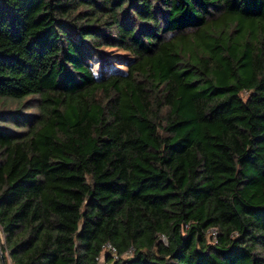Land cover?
Here are the masks:
<instances>
[{
	"label": "trees",
	"instance_id": "obj_1",
	"mask_svg": "<svg viewBox=\"0 0 264 264\" xmlns=\"http://www.w3.org/2000/svg\"><path fill=\"white\" fill-rule=\"evenodd\" d=\"M100 256L264 264V0H0V264Z\"/></svg>",
	"mask_w": 264,
	"mask_h": 264
},
{
	"label": "rangeland",
	"instance_id": "obj_2",
	"mask_svg": "<svg viewBox=\"0 0 264 264\" xmlns=\"http://www.w3.org/2000/svg\"><path fill=\"white\" fill-rule=\"evenodd\" d=\"M106 51H108V50H106ZM122 69H123L122 66L112 64L111 66H105L103 71L106 74V73H109V72H112V71H115V70L121 71ZM90 70L93 73V75H95L96 77L100 73L99 72V65H98V63H97V61L95 59H92V61L90 63ZM20 103H23V101L20 102ZM30 103H32V101L31 102H27L26 104H24V106L21 108V111L22 112H25V113H32L33 110L30 109V108H28V106L30 105ZM6 105H7L8 108H12V107L15 106V103L8 101L6 103ZM102 262H103V256H100L99 257V260H98V263L99 264H103ZM7 264H8V262H7Z\"/></svg>",
	"mask_w": 264,
	"mask_h": 264
},
{
	"label": "built area",
	"instance_id": "obj_3",
	"mask_svg": "<svg viewBox=\"0 0 264 264\" xmlns=\"http://www.w3.org/2000/svg\"><path fill=\"white\" fill-rule=\"evenodd\" d=\"M208 235L211 237V238H214L215 237V232L214 231H208ZM104 248L111 254V255H114V249L112 247H110L109 245H105Z\"/></svg>",
	"mask_w": 264,
	"mask_h": 264
},
{
	"label": "water",
	"instance_id": "obj_4",
	"mask_svg": "<svg viewBox=\"0 0 264 264\" xmlns=\"http://www.w3.org/2000/svg\"><path fill=\"white\" fill-rule=\"evenodd\" d=\"M1 260H2V258H1Z\"/></svg>",
	"mask_w": 264,
	"mask_h": 264
}]
</instances>
